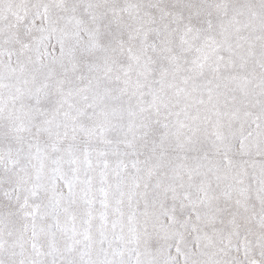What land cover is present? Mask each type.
<instances>
[{"label":"snow or ice","instance_id":"obj_1","mask_svg":"<svg viewBox=\"0 0 264 264\" xmlns=\"http://www.w3.org/2000/svg\"><path fill=\"white\" fill-rule=\"evenodd\" d=\"M0 264H264V0H0Z\"/></svg>","mask_w":264,"mask_h":264}]
</instances>
